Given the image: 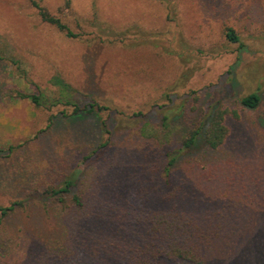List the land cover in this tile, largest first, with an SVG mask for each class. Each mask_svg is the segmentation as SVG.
<instances>
[{
  "label": "rangeland",
  "instance_id": "374dc122",
  "mask_svg": "<svg viewBox=\"0 0 264 264\" xmlns=\"http://www.w3.org/2000/svg\"><path fill=\"white\" fill-rule=\"evenodd\" d=\"M32 2L77 37L44 23ZM228 28L239 42L227 39ZM55 76L76 89L81 106L107 109L70 124L59 115L71 108H37L20 96L65 101ZM252 92L260 105L240 107L237 100ZM217 102L240 108L231 137L201 157L196 172L180 174L207 204L202 255L207 264H264V0H0V206L24 204L0 223V264H83L68 260L67 248L59 256L46 251L45 240L63 230L46 190L81 167L83 180L94 179L87 220L114 195L111 219L121 222L124 209L138 204V187L125 184L118 165L133 168L158 151L140 145L141 130L172 150L180 131ZM164 114L168 127L158 124ZM109 138L107 150L92 155ZM91 227L73 244L89 241Z\"/></svg>",
  "mask_w": 264,
  "mask_h": 264
},
{
  "label": "trees",
  "instance_id": "16d2710c",
  "mask_svg": "<svg viewBox=\"0 0 264 264\" xmlns=\"http://www.w3.org/2000/svg\"><path fill=\"white\" fill-rule=\"evenodd\" d=\"M32 3L44 23L55 27L67 38L77 37L60 17L51 14L39 3ZM226 37L231 42L240 41L234 28L226 30ZM51 83L65 101L57 99L46 104L49 100L44 92L20 93V96L29 99L37 108L52 109L57 106L71 108L72 112L63 110L59 115L70 124L107 109L97 102L81 106L73 99L77 93L76 89L60 76L53 77ZM168 97L171 101V96ZM261 100L262 97L258 92H252L241 97L237 102L240 107L256 109ZM164 106L161 108L164 109ZM142 115L145 116L143 113ZM239 118L240 108L217 102L216 108L210 113L204 112L195 126L187 125L185 130H181L180 142L175 148L167 151L161 150L165 149L164 145L151 139L153 134L148 130H141L138 137L142 141L140 145L144 148L147 144H156L157 147L149 145V148L152 151L153 148H157L158 151L154 150L149 155L148 162H139L133 168L122 166L123 161L118 165L116 172H121L119 174L127 180L125 184L138 187L135 192L138 204L134 206V211L132 204L124 209L126 211L121 222L113 223L111 219L116 211L117 196L114 195L111 196L113 200L104 204L101 212H96L98 215H95L94 219L87 220L90 211H87L89 203L86 193L92 189L94 179L83 180L81 167L60 180L59 184L50 186L46 194L58 209L57 218L63 230L45 240L48 254L59 256L67 248L68 251H65L68 260L73 257L82 258L83 264H207L200 246L206 242L209 229L206 221L207 204L205 199H198L193 193V186L187 179L184 181L180 179V174L184 167L196 172L199 165L203 166L202 161L208 158V155L224 148L232 134L229 124L231 120H239ZM56 119L51 118V126L55 124ZM98 123L100 126V121ZM169 123V114L158 118L159 125L168 127ZM110 142L109 138L100 143L92 155L101 153V156ZM152 157H157L156 164H149ZM146 158L147 156L144 155V159ZM125 168L127 171L123 174ZM83 184L87 186L84 190L81 188ZM23 205V202H15L8 207L0 206V223L8 219L17 207ZM86 223L92 225L91 229H93L89 241L82 245L73 244V237L81 232H90L87 230L88 227L84 229ZM0 241L1 248L5 241L3 238Z\"/></svg>",
  "mask_w": 264,
  "mask_h": 264
}]
</instances>
